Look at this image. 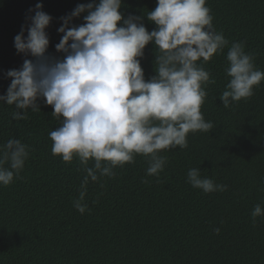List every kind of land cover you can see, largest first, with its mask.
<instances>
[{
	"label": "trees",
	"instance_id": "1",
	"mask_svg": "<svg viewBox=\"0 0 264 264\" xmlns=\"http://www.w3.org/2000/svg\"><path fill=\"white\" fill-rule=\"evenodd\" d=\"M89 2L0 0V95L11 83L5 73L26 58L17 54L14 37L26 29L34 14L29 9L41 3L52 17L48 53L59 56L60 18ZM155 7L156 0H122L120 11L146 16ZM206 7L229 47L242 42L264 71V0H206ZM82 22L83 16L72 23ZM143 23L149 32L155 28ZM227 51L203 64L215 83L207 85L200 110L213 130L189 133L186 149L162 151L166 164L158 177L147 175V158L137 155L133 164L113 169V177L89 181L84 214L73 206L83 166L51 152L49 132L60 125L52 107L40 100V112L29 109L27 120L16 121L14 106L0 103V146L19 139L30 148L19 176L0 186V264H264V216L255 222L251 216L257 204L264 209V81L247 101L224 108L219 96L229 82ZM154 60L149 44L141 60L145 80L155 74ZM191 168L227 190L193 188Z\"/></svg>",
	"mask_w": 264,
	"mask_h": 264
},
{
	"label": "clouds",
	"instance_id": "2",
	"mask_svg": "<svg viewBox=\"0 0 264 264\" xmlns=\"http://www.w3.org/2000/svg\"><path fill=\"white\" fill-rule=\"evenodd\" d=\"M42 8L37 3L29 9L34 14L27 17L26 29L22 26L14 37L17 54L26 58L19 69L5 73L11 83L0 103L14 106L16 121L27 120L29 109L40 112V100L52 107V116L60 120L49 132L52 154L66 163L77 158L85 172L73 201L80 214L87 210L83 201L89 181L113 177V169L133 164L137 155L147 158V175L158 177L166 164L162 151L186 149L189 133L213 130L200 109L207 85L215 83L203 64L214 55L228 48L229 82L219 96L224 108L247 101L264 81V71L255 67L244 44L229 47L216 31L206 0H156L146 16L127 17L120 11L122 0L77 4L60 18L59 56L48 53L46 30L52 17ZM81 16L83 22L74 25ZM145 19L155 25L151 32ZM149 44L155 49V74L145 80L141 60ZM29 151L19 139L0 146V186L19 176ZM187 182L205 194L227 190V185L203 177L200 168L189 169ZM251 216L255 222L264 209L257 204ZM214 231L219 234L220 229Z\"/></svg>",
	"mask_w": 264,
	"mask_h": 264
}]
</instances>
